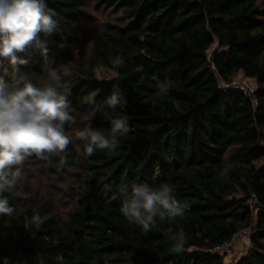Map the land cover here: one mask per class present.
I'll use <instances>...</instances> for the list:
<instances>
[{
	"label": "trees",
	"instance_id": "1",
	"mask_svg": "<svg viewBox=\"0 0 264 264\" xmlns=\"http://www.w3.org/2000/svg\"><path fill=\"white\" fill-rule=\"evenodd\" d=\"M45 2L57 22L52 34H40L47 55L28 48L17 54L26 64L5 60L0 75L8 79L18 67L39 84L56 69L72 142L26 160L21 175L29 176L3 193L15 211L0 216V264H226L212 248L246 227L249 248L232 264H264V0ZM103 9L111 18L99 31L73 36L77 21ZM118 57L124 63L115 67ZM99 67L113 75L100 79ZM236 78L251 80L254 93L219 88ZM114 91L127 99L116 111L131 130L115 151L86 155L73 129L90 123L107 131L101 111L111 114L104 101ZM47 174L49 191L37 184ZM141 183L173 186L188 205L184 215L157 219L149 232L130 223L121 202ZM53 190L66 206L62 216Z\"/></svg>",
	"mask_w": 264,
	"mask_h": 264
},
{
	"label": "clouds",
	"instance_id": "2",
	"mask_svg": "<svg viewBox=\"0 0 264 264\" xmlns=\"http://www.w3.org/2000/svg\"><path fill=\"white\" fill-rule=\"evenodd\" d=\"M45 0H0V63L7 61L12 66L26 64L18 53L28 48L38 49L46 56V41L40 34H52L57 22L50 14ZM115 67L123 65V57L112 61ZM64 68V75H70ZM61 76L56 69H47L46 76L39 84L33 83L26 75L16 74L6 79L0 75V216H12L15 209L9 204L4 192L12 189L21 175V166L29 158L41 159L47 155L64 152L72 142L65 134V125L74 123L70 103L61 91ZM161 92L166 88L161 86ZM111 110L101 111V116L110 127L107 131L87 126L75 132V138L84 145L86 155L97 149L115 151L119 138L130 132L126 117L116 108L125 109L127 99L121 92H112L104 101ZM174 188L161 184L153 188L147 183L135 184L121 202V214L142 231L149 232L160 221H173L182 217L188 208L174 196ZM39 226V216L33 217ZM177 239V237H172ZM185 237L179 234L174 251H183Z\"/></svg>",
	"mask_w": 264,
	"mask_h": 264
},
{
	"label": "rangeland",
	"instance_id": "3",
	"mask_svg": "<svg viewBox=\"0 0 264 264\" xmlns=\"http://www.w3.org/2000/svg\"><path fill=\"white\" fill-rule=\"evenodd\" d=\"M89 6H92V0H88ZM92 14V18L90 19H84V20H79L77 21V23H75V26L77 27V29L74 31L73 36H77V34H85L86 36H90L92 33L99 31L102 26H103V22L105 19H109L111 18V15L109 13V10L103 9L100 12H91ZM75 34V35H74ZM95 73L97 75V77H99L100 79H104V78H108L110 76L113 75V72L109 69L103 68V67H99L95 70ZM84 120V118H82L80 121ZM83 125H81V127L79 129L82 128ZM78 129V130H79ZM77 130L73 129L72 132V136L75 137V132ZM22 170H28L25 167L22 168ZM31 172V170H28ZM26 176H29V172L28 173H23L22 175H20V179L21 181L26 179ZM49 174H47V176H45L44 178L42 177L41 183H39V181H37V184L44 186L47 191H49V189H51V185L47 184V182L52 181V179H49ZM31 182H33V180H31ZM36 182V181H35ZM58 189L55 188V191H57ZM54 190L52 191V194L54 196V199L56 202H58L59 200V194H61L59 191L55 192ZM57 193V194H56ZM66 210V206L61 204L60 201L58 202V214L59 216H62L63 212ZM249 248V236L247 235H242L240 236L239 240L236 242V244L234 245V249H233V255L231 256H226L224 258V262L226 264H232L235 263L237 260H239L241 257H243V255L246 253V251Z\"/></svg>",
	"mask_w": 264,
	"mask_h": 264
},
{
	"label": "built area",
	"instance_id": "4",
	"mask_svg": "<svg viewBox=\"0 0 264 264\" xmlns=\"http://www.w3.org/2000/svg\"><path fill=\"white\" fill-rule=\"evenodd\" d=\"M219 88L222 90H225L226 88L240 89L247 91L251 94L254 93L255 91V86L253 82L246 78H236L232 80L230 83H224L220 81ZM256 203H257V198L255 197V195H252L247 204L249 207H252ZM250 233H251L250 227H246L243 230L233 234V236L228 242L224 243L221 246L213 247L211 251L215 253H219L224 256H231L233 255L234 245L239 240L240 236L242 235L250 236Z\"/></svg>",
	"mask_w": 264,
	"mask_h": 264
}]
</instances>
